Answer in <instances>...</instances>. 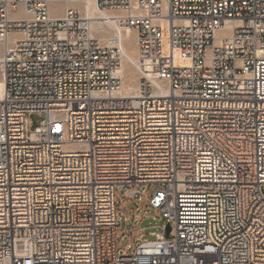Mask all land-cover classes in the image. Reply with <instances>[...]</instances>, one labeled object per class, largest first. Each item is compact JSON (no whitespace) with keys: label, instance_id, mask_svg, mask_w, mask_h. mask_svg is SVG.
I'll return each instance as SVG.
<instances>
[{"label":"built area","instance_id":"obj_1","mask_svg":"<svg viewBox=\"0 0 264 264\" xmlns=\"http://www.w3.org/2000/svg\"><path fill=\"white\" fill-rule=\"evenodd\" d=\"M49 2L0 0V264H264V0H95L135 31L136 97ZM142 184L134 219L170 232L126 252L115 196Z\"/></svg>","mask_w":264,"mask_h":264},{"label":"bare ground","instance_id":"obj_2","mask_svg":"<svg viewBox=\"0 0 264 264\" xmlns=\"http://www.w3.org/2000/svg\"><path fill=\"white\" fill-rule=\"evenodd\" d=\"M50 2H61V4H63L62 11L69 7L81 9L82 14H85L92 19L90 24L91 35L97 38L102 44L117 45L120 48L123 54L119 66L121 80L119 86L114 91V94L129 97L138 96L139 86L138 83L135 82L136 76H134L136 71L133 74V71L136 70L138 65L136 38H134L135 40L132 38V36L134 37L135 31L133 28L125 24L118 23L117 18L119 17L120 12L113 9L98 8L95 0H50ZM63 13H60L57 16H62ZM101 22L103 23L101 24ZM132 69L134 70L132 71ZM63 147L73 149L77 146L74 144H65Z\"/></svg>","mask_w":264,"mask_h":264},{"label":"rangeland","instance_id":"obj_3","mask_svg":"<svg viewBox=\"0 0 264 264\" xmlns=\"http://www.w3.org/2000/svg\"><path fill=\"white\" fill-rule=\"evenodd\" d=\"M50 11L51 14L54 16L62 14L63 10V4L61 2H50ZM54 10H53V9ZM61 9V10H60ZM77 10L79 8H76ZM79 12L82 14V10L79 9ZM58 13V14H57ZM135 38V32L134 37ZM135 40V39H134ZM133 42V40L131 39ZM131 42V43H132ZM134 69H132L133 71ZM136 70L133 71V74ZM135 82L138 83L139 74H134ZM42 117L38 113H31L29 115V121H30V130H34L40 123ZM64 139H67V135L64 134ZM156 189V185L152 184L150 186H147L145 184H142L140 187L137 188V192L131 197V202L125 206H122V199L125 197L130 190L129 188H122L117 190V195L115 196V203L117 206V219L119 221V233L117 236V246L119 248H122L125 244L129 242V247L125 248L126 252H130L133 250L137 244H139L142 241L147 240H154L156 239L155 233H159L162 231V227H165L166 222L162 219H159L158 217L154 216L155 210L152 208H147L146 213L148 214L147 217H145L143 220L134 219L133 213H141L143 212L141 210V206H138V201L141 200L142 195L146 196V192L149 191L152 193ZM131 208V210H128ZM134 208H136V211H134ZM131 211V214H128ZM138 228L141 229L140 234H138ZM136 236V237H133Z\"/></svg>","mask_w":264,"mask_h":264},{"label":"water","instance_id":"obj_4","mask_svg":"<svg viewBox=\"0 0 264 264\" xmlns=\"http://www.w3.org/2000/svg\"><path fill=\"white\" fill-rule=\"evenodd\" d=\"M164 230H165V236H168L169 235V232H170V225L169 223H166L165 224V227H164Z\"/></svg>","mask_w":264,"mask_h":264},{"label":"crops","instance_id":"obj_5","mask_svg":"<svg viewBox=\"0 0 264 264\" xmlns=\"http://www.w3.org/2000/svg\"><path fill=\"white\" fill-rule=\"evenodd\" d=\"M128 210H131V208H129ZM140 221V220H139Z\"/></svg>","mask_w":264,"mask_h":264}]
</instances>
